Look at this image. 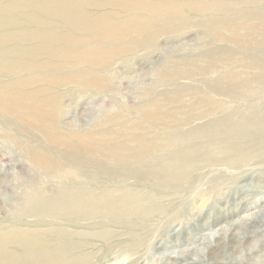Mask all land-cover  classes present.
I'll return each mask as SVG.
<instances>
[{
  "label": "bare ground",
  "instance_id": "1",
  "mask_svg": "<svg viewBox=\"0 0 264 264\" xmlns=\"http://www.w3.org/2000/svg\"><path fill=\"white\" fill-rule=\"evenodd\" d=\"M222 5L239 8L235 19L203 15ZM194 12L202 15L197 26L212 42L224 28L229 31L224 43L235 44L246 57L254 54L249 51L258 41H247L240 31L264 24L263 0H0V122L8 121L0 135L15 143L20 132H32L58 148L60 152H50L48 146L44 153L26 146L44 180L61 182L51 189L33 183L8 209L16 216L12 222L0 219V264H96L99 253L106 258L107 251L121 246V230L139 240L136 248L133 242L137 252L152 234L144 222L159 220L184 204L168 189L180 195L193 186L188 191L196 192L201 180L195 173L202 168L238 174L250 165L264 166V102L254 101L255 89L242 94L235 106L202 103L206 109L199 122L183 123L180 129L173 123L177 114L160 103H178L180 92H163L139 111L145 122L136 129L148 126L149 136H133V122L104 127L100 133L78 132L60 123L62 89L68 83L76 81L77 90L101 84L108 89L113 75L105 70L117 57L132 55L159 33L183 26ZM133 36L142 39L133 42ZM207 76L204 81L211 88L233 78ZM96 163L105 182L113 175H130L136 182L107 185L92 171ZM143 183L154 191L139 189ZM200 199L207 201L208 194L186 203L193 208Z\"/></svg>",
  "mask_w": 264,
  "mask_h": 264
},
{
  "label": "rangeland",
  "instance_id": "2",
  "mask_svg": "<svg viewBox=\"0 0 264 264\" xmlns=\"http://www.w3.org/2000/svg\"><path fill=\"white\" fill-rule=\"evenodd\" d=\"M238 11L239 8L231 10L222 5L219 10L207 9L203 15L235 19ZM201 17L194 12L191 20L183 26H175L169 33H159L154 41L132 55L122 59L117 57L105 70L113 75L106 90L103 84L77 90L76 81L68 83L62 89L65 99L60 123L67 127L70 125V130L100 133L104 127L133 122V136L141 133L149 136L148 126L136 129L135 125L145 122L139 111L163 92L169 95L180 92L178 103L160 101L164 109L177 114L173 122L176 129L183 128L182 124L186 122L191 125L198 123L197 117L206 109L202 103L235 106L241 95L251 89L256 90L257 100L254 101L264 102V24H256L255 30L240 31L247 41H258V47L249 51L254 54L246 57L235 44L223 42V36L229 34L224 28L212 42L207 31L197 26ZM217 20L220 26L222 20ZM253 21H248V24H253ZM149 36V33L145 35L146 38ZM139 38L142 39L133 36V42ZM226 74L231 75L232 80L219 82L213 88L204 81L207 75V78L219 80ZM104 116L107 120H103ZM7 122H0V133ZM100 122L104 126L96 127ZM18 137L19 141L14 143L0 135V219L11 222V218L16 216L8 211L24 193H28V187L33 183L36 182L35 187L45 183L49 189L61 183L54 177L44 180L26 146L43 149L44 153L48 146L50 152L60 150L32 132L29 135L20 132ZM94 166L91 167L94 174H98L107 185L112 182L114 186L124 187L136 182L137 178L130 175H113L110 176L112 180L105 182L98 164ZM236 171L202 168L195 173V177L201 180L196 192L188 191L193 186L180 195L174 189H168V193H175V197H180L184 204L180 203L178 209L159 220L144 222V227L151 228L152 232L144 237V246L136 252L134 248L139 246V240H133L131 235L121 230L118 235L123 236L121 246L112 253L107 251L106 245L102 251H107V257L99 253L96 264H264V166L254 164L238 174ZM150 188L149 184L143 183L139 189L153 190ZM201 193H207L208 200H197L193 208L188 207L187 200ZM133 242L137 244L134 248Z\"/></svg>",
  "mask_w": 264,
  "mask_h": 264
}]
</instances>
